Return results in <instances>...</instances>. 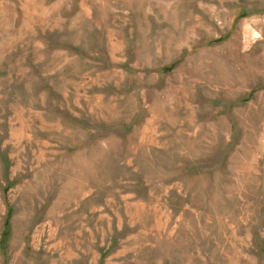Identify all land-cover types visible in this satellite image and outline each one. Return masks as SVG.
<instances>
[{
  "label": "rangeland",
  "instance_id": "374dc122",
  "mask_svg": "<svg viewBox=\"0 0 264 264\" xmlns=\"http://www.w3.org/2000/svg\"><path fill=\"white\" fill-rule=\"evenodd\" d=\"M0 264H264V0H0Z\"/></svg>",
  "mask_w": 264,
  "mask_h": 264
},
{
  "label": "bare ground",
  "instance_id": "6f19581e",
  "mask_svg": "<svg viewBox=\"0 0 264 264\" xmlns=\"http://www.w3.org/2000/svg\"><path fill=\"white\" fill-rule=\"evenodd\" d=\"M20 225V224H19ZM21 227V226H20Z\"/></svg>",
  "mask_w": 264,
  "mask_h": 264
}]
</instances>
